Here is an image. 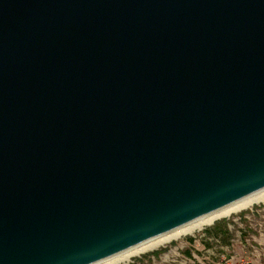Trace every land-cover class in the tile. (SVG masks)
I'll return each mask as SVG.
<instances>
[{
  "label": "water",
  "instance_id": "1",
  "mask_svg": "<svg viewBox=\"0 0 264 264\" xmlns=\"http://www.w3.org/2000/svg\"><path fill=\"white\" fill-rule=\"evenodd\" d=\"M264 189V0H0V264H95Z\"/></svg>",
  "mask_w": 264,
  "mask_h": 264
},
{
  "label": "rangeland",
  "instance_id": "2",
  "mask_svg": "<svg viewBox=\"0 0 264 264\" xmlns=\"http://www.w3.org/2000/svg\"><path fill=\"white\" fill-rule=\"evenodd\" d=\"M219 223H229L230 225L228 228L229 232L227 233V239L224 243V245L226 244L227 246H230L225 251L227 258H232V261L235 264L247 261L251 264H264V201L258 204H253L245 210L232 213L229 217L217 218L212 224L203 225L200 229L194 230L185 235H180L175 238V240L165 243L154 250H148L145 253L132 256L128 260L133 261L137 259L139 261V256L146 258L147 256L158 252L162 258H165V260L161 263L156 261L153 264H183L182 260L185 258L184 252L192 251L193 254L201 260L199 263L194 262L192 264H207L211 261H216L218 259V256H216L217 250L214 248L215 246L217 247L216 244L213 243L210 246L213 247L211 253H204L202 257L199 256L200 254L197 255V249H199V246L187 248L184 244L190 238L193 239L194 236H197L198 233L210 230ZM219 241L221 243V239H219ZM213 254L216 256L215 258ZM157 258L158 257H156L155 260H157ZM126 262L127 261L118 264ZM140 262V264H144L142 263L144 261L140 260ZM147 264L151 263L147 262Z\"/></svg>",
  "mask_w": 264,
  "mask_h": 264
},
{
  "label": "bare ground",
  "instance_id": "3",
  "mask_svg": "<svg viewBox=\"0 0 264 264\" xmlns=\"http://www.w3.org/2000/svg\"><path fill=\"white\" fill-rule=\"evenodd\" d=\"M262 201H264V189H260V191L245 196L243 199L237 200L229 205H226L225 207L217 209L216 211L205 214L203 217L192 220L188 224L177 227L174 230L162 233L159 236L146 240V242L134 245L129 249L119 252L117 255L106 258L103 261L95 264H118L125 262L132 256L145 253L148 250H154L165 243L175 240V238L180 235H185L189 232L200 229L203 227V225L212 224L215 222V220H217V218L229 217L232 215V213L245 210L251 205L258 204Z\"/></svg>",
  "mask_w": 264,
  "mask_h": 264
},
{
  "label": "crops",
  "instance_id": "4",
  "mask_svg": "<svg viewBox=\"0 0 264 264\" xmlns=\"http://www.w3.org/2000/svg\"><path fill=\"white\" fill-rule=\"evenodd\" d=\"M230 225L229 223H219L218 225L214 226L212 229L210 230H205L203 232V236L204 239L203 241L201 240H195L190 238L189 240H187L185 242V246H187V248L191 247L194 248L195 246H199L197 249L198 253L197 255H199L200 257H202L205 254L211 253L213 251V247H210L213 243L217 245V247L215 246V250H217V254L216 256H219L220 253L225 252L226 249L230 246H227L225 243V240L227 239V233L229 232V228ZM219 239H221V243L219 241ZM214 255V254H213ZM214 255V258L216 257ZM157 260H155V262L157 261L158 263L163 262L165 260V258H162L161 255L159 254ZM161 257V258H160ZM184 257L189 260V264L190 263H194L197 262L199 263L200 258L196 257L192 251L190 252H184ZM197 259V260H196Z\"/></svg>",
  "mask_w": 264,
  "mask_h": 264
},
{
  "label": "built area",
  "instance_id": "5",
  "mask_svg": "<svg viewBox=\"0 0 264 264\" xmlns=\"http://www.w3.org/2000/svg\"><path fill=\"white\" fill-rule=\"evenodd\" d=\"M203 232L198 233V235L194 236L193 239H195L197 241L198 240H200V241L202 240L203 241V239L205 237V236H203ZM138 258H139V261L137 259H136L137 261L136 260H133V261L127 260V262L123 263V264H140L141 263L140 260L144 261V262H142L144 264H147V262H150L151 264H153V263H155L156 256L151 254V255L147 256L146 258L140 257V256ZM182 263L183 264H189V260L184 258L182 260ZM190 264H192V263H190ZM207 264H235V263L232 261V258H230V257L227 258L225 252H222V253L219 254L218 259L216 261H211V262H209ZM239 264H251V263H249L247 261V262H239Z\"/></svg>",
  "mask_w": 264,
  "mask_h": 264
},
{
  "label": "trees",
  "instance_id": "6",
  "mask_svg": "<svg viewBox=\"0 0 264 264\" xmlns=\"http://www.w3.org/2000/svg\"><path fill=\"white\" fill-rule=\"evenodd\" d=\"M158 254H159L158 252L153 253V255H158Z\"/></svg>",
  "mask_w": 264,
  "mask_h": 264
}]
</instances>
